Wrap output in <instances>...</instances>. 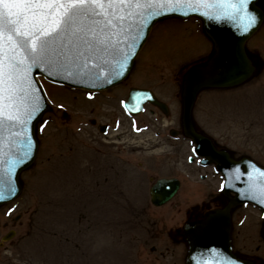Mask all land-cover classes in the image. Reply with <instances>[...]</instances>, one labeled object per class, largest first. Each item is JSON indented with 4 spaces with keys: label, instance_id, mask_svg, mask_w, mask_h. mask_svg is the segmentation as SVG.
I'll use <instances>...</instances> for the list:
<instances>
[{
    "label": "rangeland",
    "instance_id": "374dc122",
    "mask_svg": "<svg viewBox=\"0 0 264 264\" xmlns=\"http://www.w3.org/2000/svg\"><path fill=\"white\" fill-rule=\"evenodd\" d=\"M259 4L264 9V0ZM246 50L256 66L252 76L230 89H202L192 117L234 157L264 166V19ZM212 52L200 19L168 18L153 25L126 78L93 98L39 77L49 107L37 123L34 162L19 176L22 190L0 205V264H173L176 257L160 252L191 210L203 213L226 202L212 166L201 167L190 144L169 134L180 128L183 75ZM129 86L153 89L168 115L147 104L127 116L119 101ZM91 119L108 124L107 131ZM161 176L178 177L180 188L154 206L148 189ZM231 217L237 253L264 264L260 210L237 206ZM9 230L15 234L2 241ZM185 246L170 245L182 264Z\"/></svg>",
    "mask_w": 264,
    "mask_h": 264
},
{
    "label": "water",
    "instance_id": "95a60500",
    "mask_svg": "<svg viewBox=\"0 0 264 264\" xmlns=\"http://www.w3.org/2000/svg\"><path fill=\"white\" fill-rule=\"evenodd\" d=\"M257 1L251 0L242 19L238 18L235 22L229 20L218 22L201 15V12L204 11L210 14H219L215 8L201 7L200 11H192L190 7L184 6L180 11L172 12L159 6L166 0H127V3L132 4V7L127 8L125 5V8L116 13L126 18L117 23L115 28L117 35L113 38V42L117 38L120 39V47L129 52L126 62L118 55L106 56L104 59L93 58L86 66L81 64L78 68L76 65L61 60L57 63L63 66L50 67L47 70L32 69L30 73V76L35 77L36 74H42L72 86L96 89L108 87L119 82L128 73L134 55L156 20L170 16L186 17L190 15L201 18L203 29L213 42L214 53L205 64L194 66L184 76L182 124L184 133L196 143V151L206 157L205 162L210 159L215 160L217 169L225 176L223 193L227 194L232 190L235 195L229 197L228 203L223 208L215 209L202 222L184 229L185 237L189 243L187 264H252L248 260L236 257L230 251V210L233 206L247 201L254 202L264 209V175H262L264 168L248 159L233 161L224 151H215L206 138L201 137L192 129L190 112L195 95L202 87L234 85L243 81L253 72L254 66L245 52L244 43L263 20V10L257 5ZM150 4L152 15H149ZM168 7H172V4L169 3ZM156 11H160L162 14L156 16L154 15ZM142 23L143 27H141ZM246 27L247 30H245ZM125 44L128 47L125 48ZM105 61H107L106 65L102 69H98L97 65L104 64ZM117 61L123 63L122 74L118 78H114L115 69L119 66ZM105 77L112 80V83H107ZM36 96L39 98L40 114L29 122L27 128L31 137V147L28 149L31 158L16 167L11 175L7 162L16 155L20 147V138L15 135L19 129L12 127L6 120L3 125H0V181L3 182L0 183V190L8 197L6 200H0V205L19 193L21 188L18 181L19 172L32 163L37 151L35 124L48 106L43 92H37ZM145 100L157 105L163 112H167L166 106L149 91L136 88L130 90L125 105L131 112L136 113L142 109ZM9 181L15 188V195L7 192ZM178 187L179 181L176 178L157 179L150 188L151 202L155 205L166 202L176 193ZM12 234L9 232L3 239H8Z\"/></svg>",
    "mask_w": 264,
    "mask_h": 264
},
{
    "label": "snow or ice",
    "instance_id": "6c2138e0",
    "mask_svg": "<svg viewBox=\"0 0 264 264\" xmlns=\"http://www.w3.org/2000/svg\"><path fill=\"white\" fill-rule=\"evenodd\" d=\"M250 2L166 0L159 6L172 12L180 11L184 6L192 11H200L201 7L215 8L219 14L204 11L201 15L218 22H235L243 18ZM169 3L172 7H168ZM125 5L132 7L127 0H0V125L6 120L19 129L15 135L20 138L16 155L7 162L10 175L31 158L28 152L31 137L27 128L29 122L40 114L36 93L42 92L39 82L30 76L32 69L63 66L57 63L61 60L79 68L93 58L117 55L126 62L129 52L120 47V39L113 42L117 23L126 18L116 13ZM161 14L160 11L154 13L156 16ZM149 15H152L151 4ZM106 63L98 64L97 68L102 69ZM117 64L114 78L122 74L123 63L117 61ZM104 79L112 83L107 77ZM8 183V194L15 195L11 181ZM7 198L0 190V200Z\"/></svg>",
    "mask_w": 264,
    "mask_h": 264
},
{
    "label": "flooded vegetation",
    "instance_id": "af4514ba",
    "mask_svg": "<svg viewBox=\"0 0 264 264\" xmlns=\"http://www.w3.org/2000/svg\"><path fill=\"white\" fill-rule=\"evenodd\" d=\"M98 124H96V126H97ZM107 128V127H106ZM97 129L99 130V125L97 126ZM192 211V215H191V217H190V219H188L187 221H185V222H189L190 224H193L195 221H197V220H200L201 218H203V216L205 215V213L207 212H203L202 213V210H201V208H199V207H197V208H194L193 210H191ZM184 222V223H185ZM172 237V239H173V241L174 242H172V243H170V244H167L165 247H164V250H162L161 252H160V256H165L166 254L169 256V257H171V258H173V257H176V259L175 260H173V264H182V262H181V255H180V257L178 258V252H176V249H174V248H170V245H180V244H185V243H183V242H185L184 241V239H182V237H181V231L179 230V229H177V230H175V233L173 234V236H171ZM170 238V237H169ZM172 239H170L171 241H172ZM231 242H232V250L235 252L236 251V244L231 240ZM236 253V252H235Z\"/></svg>",
    "mask_w": 264,
    "mask_h": 264
}]
</instances>
